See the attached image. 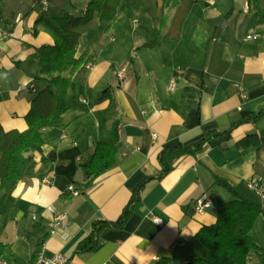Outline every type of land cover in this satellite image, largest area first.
<instances>
[{"label":"crops","instance_id":"0c3cea01","mask_svg":"<svg viewBox=\"0 0 264 264\" xmlns=\"http://www.w3.org/2000/svg\"><path fill=\"white\" fill-rule=\"evenodd\" d=\"M45 1L46 9L34 5L35 0H2L4 132L26 130L31 100L43 88L34 80L35 52L53 40L40 29L34 33V23L63 13L81 16L89 2L69 0L58 10L51 0ZM205 3L182 0L166 12L167 23L157 33L161 12L156 0H140L138 5L121 0L111 17H94L81 31L75 57L86 56L61 100L65 111L42 131L41 150L26 155L29 160L0 217L5 264H32L42 248L47 257L63 255L66 264H184L189 239L213 225L221 205L233 200L217 182L261 207L263 216L255 226L264 221V202L247 187L264 175V145L236 146L264 130V114L255 123L248 121L264 109V38L243 41L250 30L264 35V0H234L227 12L219 0ZM177 66L184 77L170 92L168 82ZM241 121L230 137L207 142L196 155L176 160L161 181L149 182L123 228L100 232L98 251L75 253L93 222L116 221L137 183L158 175L163 147L191 145L208 132ZM99 142L116 148L115 162L86 179L81 165ZM70 186L77 195L68 191ZM202 195L213 207L194 214V202ZM55 213L66 215L68 226L63 232L59 225L51 235ZM255 259V264H263L264 256Z\"/></svg>","mask_w":264,"mask_h":264},{"label":"trees","instance_id":"16d2710c","mask_svg":"<svg viewBox=\"0 0 264 264\" xmlns=\"http://www.w3.org/2000/svg\"><path fill=\"white\" fill-rule=\"evenodd\" d=\"M182 0H156L161 18L157 33L165 27L167 11L177 7ZM205 5V0H198ZM121 0H89L81 16L63 13L59 17H41L33 26L36 33L39 29L46 32L53 40V45H43L36 49L38 69L34 80L43 84L42 90L31 100L30 110L25 116L26 130L23 132H4L0 129V217H4L12 199V192L20 180L23 165L29 160V153L40 151L44 139L42 131L59 121L65 108L61 100L71 86L73 75L84 62L85 53L76 58L78 39L83 29L87 28L94 17L105 21L117 10ZM138 5L140 0H132ZM52 5L62 10L69 0H51ZM2 0H0V16ZM115 25L106 28L108 31ZM154 41L148 46L152 47ZM101 93L100 98H103ZM264 114V109L252 115L249 122L255 123ZM245 121L231 124L220 131H211L199 141L183 146L167 145L158 154L160 171L154 177H146L134 188L128 203L116 221H96L92 224L90 235L82 239L75 248L76 254L98 251L99 234L106 228L121 229L134 212L141 200V193L151 181H161L173 169L174 162L184 156H194L204 144L231 136L233 130ZM264 145V130L258 134L246 136L236 143L238 148L258 147ZM116 148L108 143L95 145L93 155L81 165L86 179L96 177L107 171L115 162ZM233 195V200L221 205L216 213L213 225L203 226L189 239V260L184 264H247L248 255L258 259L264 256V249L259 247L252 236L256 221L263 216V210L255 203L240 198L231 187L217 182ZM6 246L0 244V260ZM165 260L157 264H166Z\"/></svg>","mask_w":264,"mask_h":264},{"label":"built area","instance_id":"2783aa9c","mask_svg":"<svg viewBox=\"0 0 264 264\" xmlns=\"http://www.w3.org/2000/svg\"><path fill=\"white\" fill-rule=\"evenodd\" d=\"M40 4L41 7L46 9L47 2L45 0H35L34 5ZM245 13L249 11V5L246 4L244 7ZM263 37L264 35H261L260 33L250 30L249 33L243 38L244 42H248L250 40H255L257 38ZM124 70H121L119 75L121 76ZM184 77V71L181 67L177 66L173 70V74L168 82V90L170 92H173L176 89V86L178 82L182 81ZM236 88H238V85H235ZM247 187L261 200V202H264V175L260 176L256 180L249 181L247 184ZM68 191H70L74 196L77 195V192L75 189L70 186L68 187ZM213 205L210 202V200L205 196L202 195L196 201L194 202L193 209L194 214H203L206 209L212 208ZM156 223H160L158 219L154 220ZM62 226V231L65 232L67 230L68 221L67 217L64 214H58L55 213L54 217L50 223V226L53 228L50 230V234L54 235L56 232V228L58 226ZM255 255L251 254L247 257V264H255ZM67 259L61 255V254H55L52 257H47L43 253L42 250L37 254L32 264H66ZM0 264H5L2 260H0Z\"/></svg>","mask_w":264,"mask_h":264},{"label":"rangeland","instance_id":"374dc122","mask_svg":"<svg viewBox=\"0 0 264 264\" xmlns=\"http://www.w3.org/2000/svg\"><path fill=\"white\" fill-rule=\"evenodd\" d=\"M219 1H220L219 7L223 8V10H226L227 12L230 8V5L233 4L234 0H219ZM263 222H264L263 219H260L258 223L256 224L254 231L252 232V236L254 240L256 241L257 245L261 248H264V223ZM263 264H264V261H263Z\"/></svg>","mask_w":264,"mask_h":264}]
</instances>
